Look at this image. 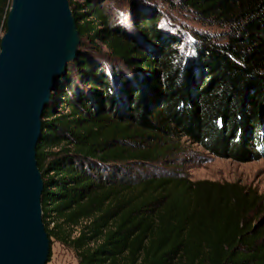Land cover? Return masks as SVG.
Here are the masks:
<instances>
[{
    "label": "trees",
    "instance_id": "1",
    "mask_svg": "<svg viewBox=\"0 0 264 264\" xmlns=\"http://www.w3.org/2000/svg\"><path fill=\"white\" fill-rule=\"evenodd\" d=\"M105 1L68 0L79 49L104 59L79 51L42 114L48 238L78 264H264L261 195L193 181L173 158L182 140L239 162L264 152V0H180L224 31L188 49L140 7L150 0H126L127 24ZM10 5L0 0V38Z\"/></svg>",
    "mask_w": 264,
    "mask_h": 264
},
{
    "label": "water",
    "instance_id": "2",
    "mask_svg": "<svg viewBox=\"0 0 264 264\" xmlns=\"http://www.w3.org/2000/svg\"><path fill=\"white\" fill-rule=\"evenodd\" d=\"M68 0H11L0 38V264H46L36 144L60 77L79 53Z\"/></svg>",
    "mask_w": 264,
    "mask_h": 264
},
{
    "label": "rangeland",
    "instance_id": "3",
    "mask_svg": "<svg viewBox=\"0 0 264 264\" xmlns=\"http://www.w3.org/2000/svg\"><path fill=\"white\" fill-rule=\"evenodd\" d=\"M140 7H152L155 12L161 14V26L166 32L173 30L176 34L181 35L180 43L182 46L192 47L194 36L197 33L210 34L211 36L220 39L223 38L224 31L218 25L211 22H206L198 19L191 12L182 7L180 0H150L143 1ZM130 2L126 0H106L104 9L110 15V21L117 17L119 24L126 22L128 19L127 11L130 7ZM150 6V7H149ZM145 8V9H146ZM123 20V21H121ZM127 24V22H126ZM168 30V31H167ZM86 45L79 49L88 56H96L98 53ZM103 48L98 55L99 59H104ZM264 136V135H263ZM182 152L175 155L174 162L182 168V171L189 176L193 181H211L217 183H235L255 191L262 197V208L259 215H251L253 225L262 223L264 220V152L258 150L257 159L239 162L232 159H223L209 154L196 144L182 140ZM159 166V165H158ZM163 169V165L159 166ZM165 169H170L165 168ZM149 172H155L154 168L148 169ZM50 258L46 264H78L75 254L69 248L61 245L53 238H50Z\"/></svg>",
    "mask_w": 264,
    "mask_h": 264
}]
</instances>
